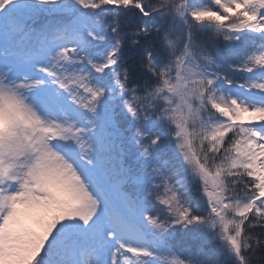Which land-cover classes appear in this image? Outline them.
<instances>
[{
    "label": "snow or ice",
    "instance_id": "1",
    "mask_svg": "<svg viewBox=\"0 0 264 264\" xmlns=\"http://www.w3.org/2000/svg\"><path fill=\"white\" fill-rule=\"evenodd\" d=\"M0 264H264V0H0Z\"/></svg>",
    "mask_w": 264,
    "mask_h": 264
}]
</instances>
